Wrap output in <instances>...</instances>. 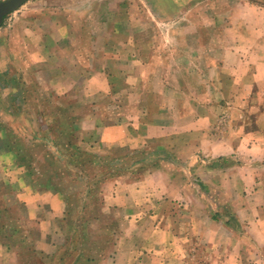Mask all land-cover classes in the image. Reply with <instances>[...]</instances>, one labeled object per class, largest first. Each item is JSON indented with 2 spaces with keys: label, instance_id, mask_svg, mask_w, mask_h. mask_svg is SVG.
<instances>
[{
  "label": "crops",
  "instance_id": "obj_1",
  "mask_svg": "<svg viewBox=\"0 0 264 264\" xmlns=\"http://www.w3.org/2000/svg\"><path fill=\"white\" fill-rule=\"evenodd\" d=\"M32 1L7 15L0 27L3 38L9 36L0 59V177L7 172L17 181V189L3 190L0 207L12 209L5 197L14 193L23 222L34 225L19 237L25 241L16 253L21 260L189 264L204 254L211 264H232L236 241L247 244L248 254L264 256V171L257 168L264 164V143L250 145L248 137L236 133L211 137L200 131L199 118L190 130L196 140L186 143L194 145V153L177 155L168 151L172 145H161L175 139L176 129L145 120L151 109L123 118L119 106L108 109L94 98L113 94L107 54L128 45L108 39L107 33L122 31L109 15L127 17L130 32L143 30L138 23L144 22L154 29V0H66L27 7ZM257 1V7L240 2L230 14L239 15L243 8L241 13H250L259 25L264 0ZM128 4L126 12L122 6ZM158 19L164 22L165 14ZM131 45L138 46L135 40ZM58 118L64 127L71 121L76 133L87 134L75 144L86 145L88 161H99L98 169L64 167L55 133L53 140L48 136V128L55 126L51 121ZM154 150L174 152L175 158L154 157L149 153ZM204 200L214 210L211 216ZM11 214L13 220L22 216ZM54 220L59 222L57 241L42 232ZM235 225H246L248 231L238 236ZM258 263L264 264V258Z\"/></svg>",
  "mask_w": 264,
  "mask_h": 264
},
{
  "label": "rangeland",
  "instance_id": "obj_2",
  "mask_svg": "<svg viewBox=\"0 0 264 264\" xmlns=\"http://www.w3.org/2000/svg\"><path fill=\"white\" fill-rule=\"evenodd\" d=\"M65 1L33 0L28 2L27 7H35L40 3L57 5ZM243 1L251 2L254 7L260 6L257 0H154L155 27L150 28L151 25L146 22L138 23L144 27L140 32H130L127 27L130 20L127 17L110 14L111 21L115 20L122 31L115 36L107 33L110 36L108 39L128 45L112 48L113 54H107L108 73L114 77L107 83L116 96H95L96 102L104 107L109 105L108 109L113 108L114 104L119 106L118 115L123 118L135 114L140 116L145 108L151 109L145 120L170 123L176 129L175 139L161 145H172L168 151L175 150L177 155L182 153L190 156L194 153V145L186 146V143L196 140L190 130L199 118L204 127L200 131L211 137L215 135L214 138L222 139L236 133L248 137L250 145H256L255 141L264 143V15L258 17L261 22L259 26L252 21L253 15L246 11L245 14L241 13L243 8L239 15L230 14V9L233 6L240 8L239 3ZM122 7L129 12V4ZM162 14H165L164 22L158 19ZM123 21L124 24L120 26ZM22 35L24 39V33ZM8 39L9 36L3 38L0 30V59L6 54L3 40ZM134 40L138 44L136 47L131 45ZM131 57L138 61L128 62ZM51 122L55 125L53 141L58 145L64 167L77 168L81 164L88 168H99V161H88V151L84 149L86 145L83 148L75 144L88 138L87 134L76 133L71 121L69 127H64L65 122L59 121V118ZM48 136L53 139L50 133ZM149 153L158 158H175L171 154L160 155L158 150ZM111 162L108 159V167L112 166ZM252 168L255 171L256 168ZM257 168L264 171V164L260 163ZM6 173L0 177V199L4 189H17V181L12 178V174L8 173L10 176H7ZM197 178L200 179L199 176ZM191 180L194 182L193 177ZM195 189V194L200 197V191ZM201 192L204 199L210 198V194L205 198V192ZM5 198L12 209L0 207V264H27L16 253L24 248L25 241L21 239L28 232L27 229H32L34 225L23 222L24 210L16 208L18 198L14 193ZM205 202L206 211L211 216L214 210L207 200ZM12 210L22 216L15 220L9 218ZM234 229L238 236L248 231L246 225H235ZM249 231L256 233L254 229ZM42 232L49 234L52 241H57L56 233L60 235L59 222L54 220V223H46ZM29 241H26L28 246L31 245ZM251 245L254 247L252 242ZM233 247L232 264H259L258 261L262 262L264 258L253 251L248 254L246 243L236 241ZM196 260L188 263L211 264L208 255L203 254ZM33 263L36 264V260Z\"/></svg>",
  "mask_w": 264,
  "mask_h": 264
},
{
  "label": "water",
  "instance_id": "obj_3",
  "mask_svg": "<svg viewBox=\"0 0 264 264\" xmlns=\"http://www.w3.org/2000/svg\"><path fill=\"white\" fill-rule=\"evenodd\" d=\"M28 0H1L0 1V27L4 18L14 12Z\"/></svg>",
  "mask_w": 264,
  "mask_h": 264
},
{
  "label": "trees",
  "instance_id": "obj_4",
  "mask_svg": "<svg viewBox=\"0 0 264 264\" xmlns=\"http://www.w3.org/2000/svg\"><path fill=\"white\" fill-rule=\"evenodd\" d=\"M53 129H54L53 127L48 128V130H49L48 133H50V134L52 133V134H53V132H54ZM52 140H53V139H52Z\"/></svg>",
  "mask_w": 264,
  "mask_h": 264
}]
</instances>
